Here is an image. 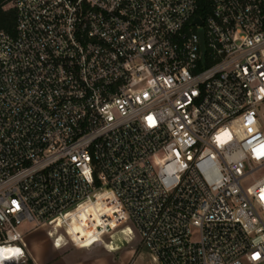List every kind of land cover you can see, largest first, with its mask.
<instances>
[{
    "label": "built area",
    "instance_id": "built-area-1",
    "mask_svg": "<svg viewBox=\"0 0 264 264\" xmlns=\"http://www.w3.org/2000/svg\"><path fill=\"white\" fill-rule=\"evenodd\" d=\"M12 7L13 33L0 30V249L12 257L0 264L30 263L26 224L56 249L117 253L105 239L128 230L152 264H264V0ZM98 200L101 222L81 221Z\"/></svg>",
    "mask_w": 264,
    "mask_h": 264
},
{
    "label": "rangeland",
    "instance_id": "rangeland-1",
    "mask_svg": "<svg viewBox=\"0 0 264 264\" xmlns=\"http://www.w3.org/2000/svg\"><path fill=\"white\" fill-rule=\"evenodd\" d=\"M11 7L12 4L8 5L7 9ZM259 110L264 116V104L259 108ZM259 177H264V170L260 172ZM30 227L31 225H24L27 247L28 249H31L37 258L40 255L45 257L47 252L44 249L52 240L48 237L46 230L42 228L30 230ZM125 239H129L126 232L116 234L114 236V241L111 244L108 243L109 238L105 239L107 246L111 249H114L115 246L123 244L122 250L117 253L108 254L102 244H98L91 249L84 250L76 248L73 245H69L65 248L64 252H56L49 258L57 261L58 263L65 261L71 264H85L86 262L94 259H101L103 262L108 264H152L151 258L149 257V254L139 237H137V239L130 244H125ZM30 261H32L31 258Z\"/></svg>",
    "mask_w": 264,
    "mask_h": 264
},
{
    "label": "crops",
    "instance_id": "crops-1",
    "mask_svg": "<svg viewBox=\"0 0 264 264\" xmlns=\"http://www.w3.org/2000/svg\"><path fill=\"white\" fill-rule=\"evenodd\" d=\"M103 207V204L101 203L100 200L93 202L91 204H89L86 209L80 210L79 212V217L81 221H84L85 219H87L88 215L86 210L88 211V213H90L91 216H95V220H97L98 222H101V219L99 217L98 211ZM71 232L72 234H74L78 239H81L82 242H86V244L84 245L85 247H90L92 245V243L94 241L97 240H93L92 242H89L88 240L83 241L84 237L88 236V233L85 231V229L82 227V224L79 222L78 219H76L71 227ZM125 232L128 234V230H125ZM108 247V246H107ZM109 249H111L110 247H108ZM29 250V254H30V258L32 259V261L34 262V264H71L69 262H61L58 263L55 260H51V258H49L52 254L56 253V252H64L65 248L63 249H56L52 243V241L49 242L48 246L44 249L47 254L46 256H42L40 255L38 258L33 254V252L31 251V249ZM84 250V249H82ZM49 252V253H48ZM108 254H111L110 252L106 251ZM85 264H108L106 262H103V260L101 259H94V260H90L88 262H86Z\"/></svg>",
    "mask_w": 264,
    "mask_h": 264
},
{
    "label": "trees",
    "instance_id": "trees-1",
    "mask_svg": "<svg viewBox=\"0 0 264 264\" xmlns=\"http://www.w3.org/2000/svg\"><path fill=\"white\" fill-rule=\"evenodd\" d=\"M14 0H0V30L13 33L16 25V11L13 7L7 9ZM29 264H34L30 261Z\"/></svg>",
    "mask_w": 264,
    "mask_h": 264
},
{
    "label": "water",
    "instance_id": "water-1",
    "mask_svg": "<svg viewBox=\"0 0 264 264\" xmlns=\"http://www.w3.org/2000/svg\"><path fill=\"white\" fill-rule=\"evenodd\" d=\"M195 23H200L201 24L202 21H201L200 18H196ZM200 35H201V50H202V55H204L206 49H205V44H204V32H203V30H200Z\"/></svg>",
    "mask_w": 264,
    "mask_h": 264
},
{
    "label": "bare ground",
    "instance_id": "bare-ground-1",
    "mask_svg": "<svg viewBox=\"0 0 264 264\" xmlns=\"http://www.w3.org/2000/svg\"><path fill=\"white\" fill-rule=\"evenodd\" d=\"M80 212V211H79ZM78 212V214H79ZM76 220V219H75ZM81 249V248H79ZM12 251H4V254H0V260L4 259H10L12 257V255H9V253H11Z\"/></svg>",
    "mask_w": 264,
    "mask_h": 264
},
{
    "label": "snow or ice",
    "instance_id": "snow-or-ice-1",
    "mask_svg": "<svg viewBox=\"0 0 264 264\" xmlns=\"http://www.w3.org/2000/svg\"><path fill=\"white\" fill-rule=\"evenodd\" d=\"M261 199L264 200V194L261 195ZM4 251H11L10 249L9 250H6V249H0V254H2ZM19 251V250H17Z\"/></svg>",
    "mask_w": 264,
    "mask_h": 264
}]
</instances>
